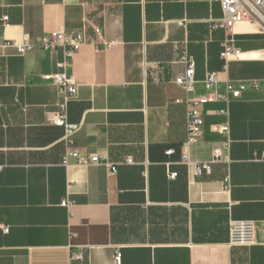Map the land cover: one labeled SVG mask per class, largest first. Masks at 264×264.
Segmentation results:
<instances>
[{"label": "crops", "instance_id": "0c3cea01", "mask_svg": "<svg viewBox=\"0 0 264 264\" xmlns=\"http://www.w3.org/2000/svg\"><path fill=\"white\" fill-rule=\"evenodd\" d=\"M222 16L219 0H0V42L87 39L67 71L78 85L69 139L53 122L61 95L44 79L64 49L0 47V264H264V30L215 28ZM226 39L240 50L227 68ZM185 52L193 92L175 83ZM210 72L219 91L260 87L201 106L202 135L187 152L210 171L194 174L182 158L186 100L207 93ZM233 219L255 221V245H229Z\"/></svg>", "mask_w": 264, "mask_h": 264}, {"label": "built area", "instance_id": "2783aa9c", "mask_svg": "<svg viewBox=\"0 0 264 264\" xmlns=\"http://www.w3.org/2000/svg\"><path fill=\"white\" fill-rule=\"evenodd\" d=\"M223 16L215 20V28H224L230 31L235 25L245 21H251L261 25L264 30V0H219ZM4 21L8 19L5 16ZM86 36L82 31L76 33H67L64 31H52L45 37H36L33 39L29 34H26L22 41H3L0 42L1 48H15L18 54L24 55L34 50L48 51L54 53L58 48L64 49V57L57 63L58 70L45 74L44 79L51 82L59 91L61 100L59 109L54 114L53 122L55 125L61 126L65 131V138H71L78 130L79 125L70 123L67 119V106L69 101L74 98L78 91V85L75 80L68 74V69L71 66L74 55L86 42ZM221 57L225 61V67L228 63L240 57V50L235 47L231 39H226L223 42V50ZM182 62L185 64V70L175 79V83L186 92H193L196 84V62L192 55L185 52L181 56ZM220 82L218 73H207L203 80L207 93L197 97H191L186 100V137L183 142L182 158L184 162L191 165L194 174H200L202 171H210V164L192 162L189 159L187 149L196 143L202 135L204 125V113L201 106L210 101H225L229 103L232 98L239 97L243 90L248 87L258 89L260 81L251 80L242 82L238 88H232L228 85L225 91L217 90V84ZM227 110H221V113H226ZM217 130L222 133L229 131L228 125H221ZM73 155L79 163L89 164H104L99 155L88 157L80 156L74 152ZM219 148L214 150V156H221ZM108 165V163H105ZM112 171H116V167H111ZM72 201L68 198L62 201V206L70 207ZM229 245L239 247H251L256 244V223L253 220H238L233 219L229 223ZM71 260L83 259L81 252H73ZM115 259L119 263L121 260V251L116 250Z\"/></svg>", "mask_w": 264, "mask_h": 264}]
</instances>
